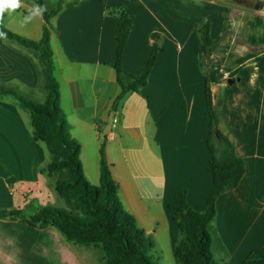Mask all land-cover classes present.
Instances as JSON below:
<instances>
[{"label": "crops", "instance_id": "obj_1", "mask_svg": "<svg viewBox=\"0 0 264 264\" xmlns=\"http://www.w3.org/2000/svg\"><path fill=\"white\" fill-rule=\"evenodd\" d=\"M42 1L52 11L59 0ZM23 4L11 16L6 12L0 26L39 41L44 21L38 16L21 24L36 5ZM117 6L132 18L122 70L131 76L143 71L152 34L160 35L161 51L147 85L128 92L114 109L120 93L113 67L117 18L106 10ZM224 18L226 35L206 71L216 127L242 160L244 175L217 199L209 230L216 263L242 264L264 247V0H64L49 21L50 47L59 106L80 144L86 181L99 184L103 145L122 209L153 243L167 239L172 249V199L185 190L192 209L203 212L212 188L196 26L209 22L214 40ZM37 67L34 52L0 39V84L42 103ZM246 69L251 72L246 87L228 84ZM48 162L44 146L32 139L29 114L12 96H0V209L23 214L30 202L45 199L48 178L40 169Z\"/></svg>", "mask_w": 264, "mask_h": 264}, {"label": "trees", "instance_id": "obj_2", "mask_svg": "<svg viewBox=\"0 0 264 264\" xmlns=\"http://www.w3.org/2000/svg\"><path fill=\"white\" fill-rule=\"evenodd\" d=\"M31 1L36 5H44L42 0ZM63 2L59 0L56 9L43 13L44 26L39 41L22 38L0 26V31L6 33L5 39L36 55L37 86L44 94V101L39 103L19 96L2 84L0 96H12L18 106L29 114L32 139L43 145L49 155V162L40 169V174L55 178L53 189L69 210L47 206L21 219L20 210L0 209V224L5 234L16 240L19 264H56L45 255V230L48 228L58 230L67 242L90 252L96 264H157L150 255L154 247L152 239L136 226L134 218L120 205L118 186L106 164L103 145L99 150V184L93 186L84 177L80 161L81 147L71 137V127L60 109L59 87L53 74L49 21L62 10ZM106 15L117 18L113 67L120 93L113 101L115 109L128 92L136 93L147 85L161 51L160 35H151L154 42L143 71L137 76L128 75L122 70L121 63L132 30V18L121 6L107 9ZM225 21L226 18L221 35L214 40L210 37L209 22L196 26L199 68L203 76L205 108L209 120V131L204 142L211 157L209 167L212 188L203 212L192 209L185 190L178 192L172 199L175 222L172 256L175 264H217L209 230L216 216V201L222 194L234 190L244 175L242 160L236 157L232 144L216 127L206 71L211 56L220 49L226 35ZM250 73L249 69L239 73V86H247ZM6 219L7 222H1ZM242 264H264V247L254 249Z\"/></svg>", "mask_w": 264, "mask_h": 264}, {"label": "rangeland", "instance_id": "obj_3", "mask_svg": "<svg viewBox=\"0 0 264 264\" xmlns=\"http://www.w3.org/2000/svg\"><path fill=\"white\" fill-rule=\"evenodd\" d=\"M226 1L235 2V0ZM36 101L38 102V99H35V102ZM54 181L55 178L47 179L45 199L40 202L37 200L30 202L31 205L23 212L21 219L28 218L36 210H40L47 206L69 210L64 201L55 193L53 189ZM45 233L47 234L45 255L56 264H96L90 252L67 242L58 230L48 228L45 230ZM0 241V249H2L0 250V264H19L15 255L17 252L16 240L5 234L2 224H0ZM150 255L156 260L157 264H175L172 256V249L168 244L167 239H164L163 241L160 240L159 243H154Z\"/></svg>", "mask_w": 264, "mask_h": 264}, {"label": "clouds", "instance_id": "obj_4", "mask_svg": "<svg viewBox=\"0 0 264 264\" xmlns=\"http://www.w3.org/2000/svg\"><path fill=\"white\" fill-rule=\"evenodd\" d=\"M22 7H24L23 0H0V25L3 24L6 12L11 16ZM45 11H47L46 5H33V7L29 10L28 15L23 17L21 24H27L35 17H42ZM4 38H6V33L0 31V39Z\"/></svg>", "mask_w": 264, "mask_h": 264}, {"label": "water", "instance_id": "obj_5", "mask_svg": "<svg viewBox=\"0 0 264 264\" xmlns=\"http://www.w3.org/2000/svg\"><path fill=\"white\" fill-rule=\"evenodd\" d=\"M238 82V78L233 79V80H228V84H233V83H237ZM112 123V118L110 117L108 120V123L106 125V129L104 130V134H107L110 130V124Z\"/></svg>", "mask_w": 264, "mask_h": 264}, {"label": "built area", "instance_id": "obj_6", "mask_svg": "<svg viewBox=\"0 0 264 264\" xmlns=\"http://www.w3.org/2000/svg\"><path fill=\"white\" fill-rule=\"evenodd\" d=\"M227 76H228V75H227L226 73L223 74V77H224L225 79L228 78Z\"/></svg>", "mask_w": 264, "mask_h": 264}]
</instances>
